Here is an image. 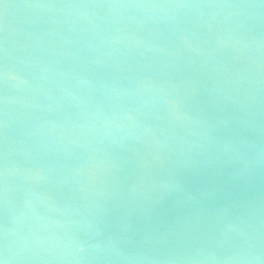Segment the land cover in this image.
Listing matches in <instances>:
<instances>
[{"label": "water", "instance_id": "95a60500", "mask_svg": "<svg viewBox=\"0 0 264 264\" xmlns=\"http://www.w3.org/2000/svg\"><path fill=\"white\" fill-rule=\"evenodd\" d=\"M0 264H264V0H0Z\"/></svg>", "mask_w": 264, "mask_h": 264}]
</instances>
